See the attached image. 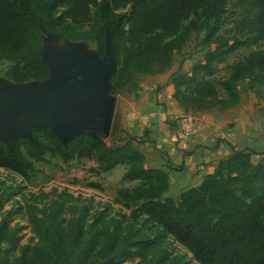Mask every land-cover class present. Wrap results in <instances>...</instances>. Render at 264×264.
Here are the masks:
<instances>
[{"label":"trees","instance_id":"1","mask_svg":"<svg viewBox=\"0 0 264 264\" xmlns=\"http://www.w3.org/2000/svg\"><path fill=\"white\" fill-rule=\"evenodd\" d=\"M228 2L0 0V60L9 63L5 76L13 83L42 81L49 75L41 54L45 31L57 34L59 42H92L102 57L110 30L117 71L109 93L115 95L136 88V75L170 67L192 34L203 33L202 59L171 76L172 97L185 110L230 108L239 103L241 83L248 80L250 90L264 85V0H238L246 15L229 36L219 33ZM249 45L257 47L228 64L226 76H213L217 65ZM32 134L34 140H15L12 152L0 144V167L27 180L47 154L62 161L93 158L96 173L124 165L122 179L137 183L120 189L119 199L135 203L145 218L137 226L122 224L105 210L92 212L89 204L26 203L24 212L39 239L22 243L18 227L0 215V264H118L131 255L138 264H185L183 255L164 246L166 236L198 264H264V157L252 160L264 150L229 145L230 154L212 173L174 199L165 195L167 172L144 165V154L133 144L143 140L135 136L108 145L82 133L64 146L45 126L32 128Z\"/></svg>","mask_w":264,"mask_h":264},{"label":"rangeland","instance_id":"2","mask_svg":"<svg viewBox=\"0 0 264 264\" xmlns=\"http://www.w3.org/2000/svg\"><path fill=\"white\" fill-rule=\"evenodd\" d=\"M246 8V5L238 2V0H229L219 33L228 36L233 35L235 33L236 20L246 15ZM83 28L86 29L87 27L83 26ZM202 36L203 33L192 34L182 51L175 55L176 64L179 61L187 60V58L195 61L202 57L206 50L201 44ZM44 37H47V35L44 34ZM62 44L59 41L52 43L54 48H58ZM85 46L88 50L97 54L94 43L85 42ZM256 47V45H249L236 50L225 63L215 67L213 76L215 78L226 76L228 64L241 59ZM192 61L187 60L185 64L188 65ZM8 67L9 63L6 60H0V81L12 83L5 76ZM151 78V75L138 74L135 76L136 88L129 86L112 95L115 98V104L109 133L104 138L108 145L125 141L126 135H124L121 124L122 108L129 110L141 102L139 92L152 86ZM247 82L248 80L241 83L239 86L240 92L257 91L264 95V85L256 86L253 91V89H248ZM153 91L155 92V88H153ZM0 144L9 148L8 142L2 139H0ZM263 157L264 155L255 154L252 156V160L256 163L261 161ZM95 168L96 162L93 158L62 161L58 156L50 154L34 163L27 180L15 172L0 167V215H8L10 224L18 227L22 243H32L39 239V235L32 229L28 215L24 212V204L26 203L34 204L38 208L46 206L55 200L62 201L65 204H89L92 212L105 210L107 215L115 216L122 221V224L132 222L140 226L144 222L145 217L137 213V205L133 202L119 199L118 192L120 189L131 188L136 185V183L122 179L125 166L118 165L108 172L101 173H96ZM164 246L171 249L174 253L183 255L185 264H198L184 248L174 242L169 236L165 237ZM138 262L139 259L131 255L127 259L119 261L118 264H138ZM140 263L147 264L146 261H141Z\"/></svg>","mask_w":264,"mask_h":264},{"label":"crops","instance_id":"3","mask_svg":"<svg viewBox=\"0 0 264 264\" xmlns=\"http://www.w3.org/2000/svg\"><path fill=\"white\" fill-rule=\"evenodd\" d=\"M175 55L164 71L146 74L151 75L152 86L139 92L141 102L136 107L122 108L121 124L126 138L143 139L133 144L144 154V165L167 172L169 187L165 195L177 199L181 191L200 184L212 173L218 160L230 154V146L264 150V95L254 89L239 91V103L233 107L185 110L172 97L170 78L188 71L197 60L187 58L190 64H185L187 60L176 64ZM184 116L196 118L202 128L186 134L179 126ZM220 139L223 141L218 143Z\"/></svg>","mask_w":264,"mask_h":264},{"label":"water","instance_id":"4","mask_svg":"<svg viewBox=\"0 0 264 264\" xmlns=\"http://www.w3.org/2000/svg\"><path fill=\"white\" fill-rule=\"evenodd\" d=\"M42 60L49 75L42 81H0V139L14 149L18 138L34 140L32 128L45 126L64 146L85 133L104 139L110 129L115 98L109 93L117 71L112 33H106L103 56L88 50L84 41L52 43L58 35L45 31ZM68 46L69 51H60Z\"/></svg>","mask_w":264,"mask_h":264},{"label":"built area","instance_id":"5","mask_svg":"<svg viewBox=\"0 0 264 264\" xmlns=\"http://www.w3.org/2000/svg\"><path fill=\"white\" fill-rule=\"evenodd\" d=\"M179 126L183 132L191 135L197 133L202 128V125L196 118L188 116H184L179 120Z\"/></svg>","mask_w":264,"mask_h":264},{"label":"bare ground","instance_id":"6","mask_svg":"<svg viewBox=\"0 0 264 264\" xmlns=\"http://www.w3.org/2000/svg\"><path fill=\"white\" fill-rule=\"evenodd\" d=\"M69 47L68 46H63L61 47L59 50L60 51H69ZM85 53L88 55V56H91L92 55V52L90 50H85Z\"/></svg>","mask_w":264,"mask_h":264}]
</instances>
